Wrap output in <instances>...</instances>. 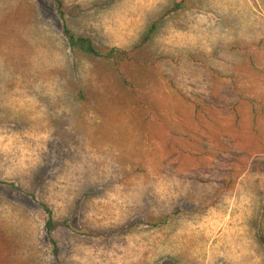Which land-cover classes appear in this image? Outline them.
<instances>
[{"label": "rangeland", "instance_id": "1", "mask_svg": "<svg viewBox=\"0 0 264 264\" xmlns=\"http://www.w3.org/2000/svg\"><path fill=\"white\" fill-rule=\"evenodd\" d=\"M171 1L64 19L129 51ZM61 25L0 0V264H264V0H189L119 72Z\"/></svg>", "mask_w": 264, "mask_h": 264}, {"label": "trees", "instance_id": "2", "mask_svg": "<svg viewBox=\"0 0 264 264\" xmlns=\"http://www.w3.org/2000/svg\"><path fill=\"white\" fill-rule=\"evenodd\" d=\"M56 15L62 22L61 33L66 39L69 51L75 59H88V60H102L105 61L114 71L119 72V69L131 61H134V53L143 50L150 45L160 26L169 18L186 10L187 2L189 0H172L170 5L161 12L158 18L151 23L145 33L139 39V42L135 46L126 50H120L115 48H97L93 41L85 36L76 35L69 29L65 23V3L64 0H49ZM155 61V60H154ZM48 219L45 224L46 235L53 245V253L58 255V248L52 237V233L57 228L58 224L53 220L50 210L43 206Z\"/></svg>", "mask_w": 264, "mask_h": 264}]
</instances>
